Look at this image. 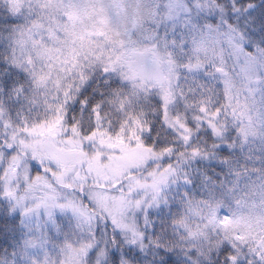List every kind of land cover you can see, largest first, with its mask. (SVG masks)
<instances>
[{
	"label": "snow or ice",
	"instance_id": "snow-or-ice-1",
	"mask_svg": "<svg viewBox=\"0 0 264 264\" xmlns=\"http://www.w3.org/2000/svg\"><path fill=\"white\" fill-rule=\"evenodd\" d=\"M0 264H264V0H0Z\"/></svg>",
	"mask_w": 264,
	"mask_h": 264
}]
</instances>
